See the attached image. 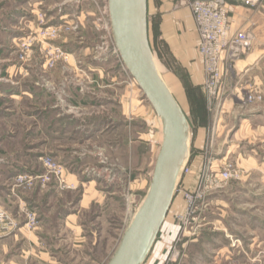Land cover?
<instances>
[{"label": "rangeland", "instance_id": "1", "mask_svg": "<svg viewBox=\"0 0 264 264\" xmlns=\"http://www.w3.org/2000/svg\"><path fill=\"white\" fill-rule=\"evenodd\" d=\"M102 1L37 0L34 27L21 32L20 0H0V93H26L0 101V204L17 233L0 264H107L148 189L161 125L112 49ZM180 1L167 6L187 8ZM149 2L151 52L189 142L142 264H264V131L254 115L264 88L255 68L238 70L251 50L225 64L211 94L199 39L197 64L178 58L159 31L163 0ZM212 169L230 176L213 186Z\"/></svg>", "mask_w": 264, "mask_h": 264}, {"label": "water", "instance_id": "2", "mask_svg": "<svg viewBox=\"0 0 264 264\" xmlns=\"http://www.w3.org/2000/svg\"><path fill=\"white\" fill-rule=\"evenodd\" d=\"M147 0H107L114 47L161 125V142L146 194L107 264H142L172 201L188 157L186 115L154 63Z\"/></svg>", "mask_w": 264, "mask_h": 264}, {"label": "built area", "instance_id": "3", "mask_svg": "<svg viewBox=\"0 0 264 264\" xmlns=\"http://www.w3.org/2000/svg\"><path fill=\"white\" fill-rule=\"evenodd\" d=\"M264 0H181L180 3L185 5L195 22L196 31L198 34V50L203 57L204 68L207 73V78L204 81V89L211 94H215L217 85L221 81L223 75V67L227 62L239 59L247 50L250 49L252 43V35L245 29H233L230 7L232 5L243 6L246 8H256ZM102 11L105 15V27L110 34L111 28L108 16L107 0L101 2ZM100 5V4H99ZM50 27L45 28L47 34ZM113 44V41H112ZM113 51L116 53L114 44ZM118 54V53H117ZM260 98V97H259ZM241 101H251L252 95L247 91L240 98ZM46 165H49V160L46 159ZM183 172L186 166L182 168ZM181 170V171H182ZM230 176L229 171L222 172L211 170L206 181L213 186H217L219 180L227 179ZM26 176L18 175L17 180H22ZM185 200L190 205L192 195L185 194ZM30 220H34L33 217ZM14 220L10 217L7 211L0 204V238L2 235L10 234L15 229Z\"/></svg>", "mask_w": 264, "mask_h": 264}, {"label": "crops", "instance_id": "4", "mask_svg": "<svg viewBox=\"0 0 264 264\" xmlns=\"http://www.w3.org/2000/svg\"><path fill=\"white\" fill-rule=\"evenodd\" d=\"M35 1V2H34ZM159 7L162 16L159 19V31L161 36L170 44L176 52L178 58L192 60L195 64L199 62L197 53L198 34L195 29V23L188 8L172 9L168 8V0H163ZM148 29L150 28V2L147 0ZM37 0H20L16 7V28L21 32L25 28H33L34 16L36 14ZM48 10V9H47ZM243 12L242 17L238 16ZM230 16L233 29H253L254 39L251 43V52L241 60L239 71L256 69L255 79L264 88V1L256 8H246L243 6L232 5L230 7ZM252 17V18H251ZM149 32V30H148ZM261 71H260V70ZM26 93H0V101L8 96L11 99H19ZM1 103V102H0ZM256 128L264 131V105L255 107ZM2 159H0V165ZM9 196V195H8ZM20 198V197H19ZM11 216V215H10ZM15 232V231H14ZM13 231L10 234L2 235L0 238V253L9 251L12 241L16 240L17 233ZM16 242V241H15ZM45 254V253H44ZM6 264H16L14 258H9Z\"/></svg>", "mask_w": 264, "mask_h": 264}, {"label": "bare ground", "instance_id": "5", "mask_svg": "<svg viewBox=\"0 0 264 264\" xmlns=\"http://www.w3.org/2000/svg\"><path fill=\"white\" fill-rule=\"evenodd\" d=\"M154 63H155V61H154ZM155 65H156V63H155ZM157 68V67H156ZM158 70V69H157ZM159 72V71H158ZM162 77V76H161ZM163 79V78H162ZM163 81H164V79H163ZM164 83H165V81H164ZM166 84V83H165ZM167 85V84H166ZM171 91V90H170ZM160 122V121H159Z\"/></svg>", "mask_w": 264, "mask_h": 264}]
</instances>
